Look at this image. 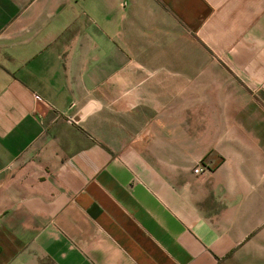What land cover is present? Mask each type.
<instances>
[{
	"label": "crops",
	"instance_id": "obj_1",
	"mask_svg": "<svg viewBox=\"0 0 264 264\" xmlns=\"http://www.w3.org/2000/svg\"><path fill=\"white\" fill-rule=\"evenodd\" d=\"M0 264H264V0H0Z\"/></svg>",
	"mask_w": 264,
	"mask_h": 264
},
{
	"label": "built area",
	"instance_id": "obj_2",
	"mask_svg": "<svg viewBox=\"0 0 264 264\" xmlns=\"http://www.w3.org/2000/svg\"><path fill=\"white\" fill-rule=\"evenodd\" d=\"M36 98H37V100H39L41 102V104H43L45 106L49 105V103L46 100L39 98L38 96H36ZM203 168H204V165L200 164V165L196 166L193 171H194V173H199L203 170Z\"/></svg>",
	"mask_w": 264,
	"mask_h": 264
}]
</instances>
